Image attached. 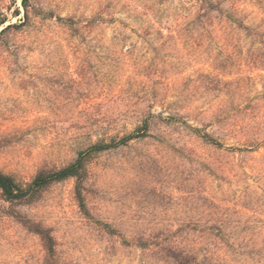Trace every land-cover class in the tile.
Wrapping results in <instances>:
<instances>
[{
  "label": "rangeland",
  "instance_id": "rangeland-1",
  "mask_svg": "<svg viewBox=\"0 0 264 264\" xmlns=\"http://www.w3.org/2000/svg\"><path fill=\"white\" fill-rule=\"evenodd\" d=\"M214 1L264 20V0ZM196 3L0 0V172L28 184L149 112L185 117L89 158L91 218L74 178L32 201L0 193V264H264V72L246 71L245 89L199 83L218 73L190 38ZM28 222L51 230L53 259Z\"/></svg>",
  "mask_w": 264,
  "mask_h": 264
},
{
  "label": "trees",
  "instance_id": "trees-1",
  "mask_svg": "<svg viewBox=\"0 0 264 264\" xmlns=\"http://www.w3.org/2000/svg\"><path fill=\"white\" fill-rule=\"evenodd\" d=\"M219 2L214 0H197L192 11L185 17L186 25L191 29V40L197 45L206 46V51L210 54L211 67L218 74H205L201 79L205 89H245V82H254V76H242L246 71L254 74L255 71L264 72V20L255 26L245 23L244 18L236 12L225 11L219 6ZM8 26L5 30L14 27ZM244 37L251 40L250 46L245 51L240 43V38ZM234 74H238L236 79H227ZM258 77L264 78V73ZM185 81L192 82V78ZM197 82V80L195 81ZM186 85V84H185ZM174 84L172 89H178ZM224 121L234 119V117L224 115ZM161 119L162 122L181 123L184 116L180 113L163 118L149 112L141 120L142 125L138 126L133 132L122 137L113 136L109 142L100 141L79 153V158L72 164L54 170H42L28 184L20 183L12 175L0 172V193L9 202L32 201L40 193L54 184L61 183L74 178L78 181L76 186V198L81 211L88 218L92 214L88 208L84 195L87 179V164L89 158L94 153L112 151L122 146H128L134 139H141L151 136L153 120ZM186 124V128L194 136L207 138L208 135H201V130L197 127ZM209 138V137H208ZM208 143L223 146L218 141L207 140ZM251 141L244 143L245 147H251ZM264 144V142H263ZM250 151V149L246 150ZM29 229L39 235L43 245L53 259L56 255V241L51 234V230L44 228L40 223L28 222ZM179 261L178 264H187Z\"/></svg>",
  "mask_w": 264,
  "mask_h": 264
}]
</instances>
